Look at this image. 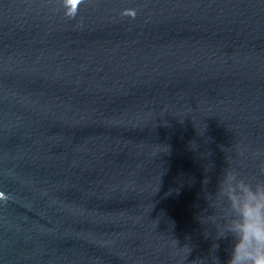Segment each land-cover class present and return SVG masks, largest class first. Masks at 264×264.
Instances as JSON below:
<instances>
[{
  "label": "water",
  "instance_id": "water-1",
  "mask_svg": "<svg viewBox=\"0 0 264 264\" xmlns=\"http://www.w3.org/2000/svg\"><path fill=\"white\" fill-rule=\"evenodd\" d=\"M227 157L264 159V0H0V264H223Z\"/></svg>",
  "mask_w": 264,
  "mask_h": 264
},
{
  "label": "clouds",
  "instance_id": "clouds-1",
  "mask_svg": "<svg viewBox=\"0 0 264 264\" xmlns=\"http://www.w3.org/2000/svg\"><path fill=\"white\" fill-rule=\"evenodd\" d=\"M83 2L75 0L69 10L68 0H62L65 17L74 19ZM120 14L136 16L135 11L128 9ZM259 156L261 153H253L254 158ZM257 168L258 172H246L227 157V166L216 177L214 190L206 187L210 182L208 177L203 181L208 207L198 219L201 224L211 226L205 236L214 233L217 243L213 244V251L219 249L218 241H227V258L223 264H264V159H260ZM209 210L211 214H207ZM213 264H221L219 257L213 256Z\"/></svg>",
  "mask_w": 264,
  "mask_h": 264
},
{
  "label": "snow or ice",
  "instance_id": "snow-or-ice-1",
  "mask_svg": "<svg viewBox=\"0 0 264 264\" xmlns=\"http://www.w3.org/2000/svg\"><path fill=\"white\" fill-rule=\"evenodd\" d=\"M73 3H75V0H73Z\"/></svg>",
  "mask_w": 264,
  "mask_h": 264
}]
</instances>
